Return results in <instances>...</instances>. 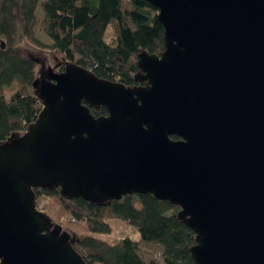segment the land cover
<instances>
[{
	"label": "water",
	"instance_id": "1",
	"mask_svg": "<svg viewBox=\"0 0 264 264\" xmlns=\"http://www.w3.org/2000/svg\"><path fill=\"white\" fill-rule=\"evenodd\" d=\"M143 1L164 28L160 56L138 53L147 86L48 68L40 113L0 145V264H86L35 207L53 187L96 204L150 194L179 208L194 264H264V0Z\"/></svg>",
	"mask_w": 264,
	"mask_h": 264
},
{
	"label": "trees",
	"instance_id": "2",
	"mask_svg": "<svg viewBox=\"0 0 264 264\" xmlns=\"http://www.w3.org/2000/svg\"><path fill=\"white\" fill-rule=\"evenodd\" d=\"M39 3L0 0V145L21 138L42 108L34 87L42 63L26 43ZM40 8L55 73L71 64L106 82L139 86L138 53L163 51L157 10L143 0H43ZM107 28L112 35L104 40ZM11 85L15 91L5 100L4 88ZM88 108L95 118L106 116L103 107ZM33 197L36 209L70 236V246L86 264H194L195 235L168 201L133 194L96 204L68 199L58 187L33 189ZM113 220L136 227L139 239L107 244L92 236L110 233Z\"/></svg>",
	"mask_w": 264,
	"mask_h": 264
},
{
	"label": "rangeland",
	"instance_id": "3",
	"mask_svg": "<svg viewBox=\"0 0 264 264\" xmlns=\"http://www.w3.org/2000/svg\"><path fill=\"white\" fill-rule=\"evenodd\" d=\"M43 2V0H40V3L34 10V20H33V26L30 31L29 39H27V46L30 51H32V54L39 57L40 63H42V67L39 72L36 73V77H39V79H42V74L46 69L53 68L54 64V57L50 54L49 48L51 46V42L49 41L46 34L43 33L41 29V20L43 18V12L41 11L40 4ZM111 31L109 28L106 29V33L104 36V40L108 39L110 37ZM46 72V71H45ZM44 76V75H43ZM5 94L4 98L5 100H8L10 95L15 91L13 86L4 88ZM43 201L39 200V204L42 205ZM108 225L111 228L110 233L108 234H92L93 237L100 241H104L107 244H114L118 240L124 239L125 237L131 239L132 241H136L139 239L140 235L138 234V231L136 227L132 225L123 224L122 222L113 220L108 222Z\"/></svg>",
	"mask_w": 264,
	"mask_h": 264
},
{
	"label": "flooded vegetation",
	"instance_id": "4",
	"mask_svg": "<svg viewBox=\"0 0 264 264\" xmlns=\"http://www.w3.org/2000/svg\"><path fill=\"white\" fill-rule=\"evenodd\" d=\"M46 72H47V69L45 70ZM43 72L42 74H40V76H43V75H46V72ZM136 78L137 79H140V81L142 80L141 78H142V73H140L139 72V75H137L136 76ZM108 82H110V81H108ZM110 83H116V82H110ZM118 84V83H117ZM119 84H121V83H119ZM141 84L142 85H139V86H136V85H129V86H126V85H124V84H122L123 86H124V88H126V89H134V88H140V87H146L147 86V83H145V81H141ZM84 103V102H83ZM97 107H102V106H97ZM91 108H93V107H91ZM95 108V107H94ZM104 109H105V107H103ZM105 111H106V109H105ZM106 115H107V112H106Z\"/></svg>",
	"mask_w": 264,
	"mask_h": 264
}]
</instances>
